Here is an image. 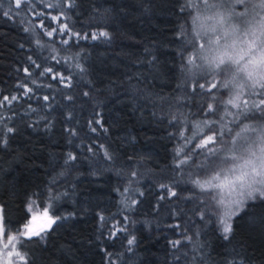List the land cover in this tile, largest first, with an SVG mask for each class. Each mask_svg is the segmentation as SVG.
<instances>
[{"label":"trees","instance_id":"trees-1","mask_svg":"<svg viewBox=\"0 0 264 264\" xmlns=\"http://www.w3.org/2000/svg\"><path fill=\"white\" fill-rule=\"evenodd\" d=\"M49 2L0 0V100L18 97L0 107V204L15 227L28 200L48 203L51 191L60 197L55 214L65 217L30 244L27 264H264V202L247 203L225 239L217 210L191 183L192 161L175 166L198 142L182 138L212 103L211 93L193 90L212 75L187 63L197 9L182 12L185 0H76L65 9L70 18L52 20L60 9ZM61 24L89 38L46 34ZM43 68L52 72L40 76ZM57 73L71 75L72 87L52 79ZM22 84L33 91L23 95ZM181 113L187 123H170ZM96 119L103 127L89 124Z\"/></svg>","mask_w":264,"mask_h":264},{"label":"snow or ice","instance_id":"snow-or-ice-1","mask_svg":"<svg viewBox=\"0 0 264 264\" xmlns=\"http://www.w3.org/2000/svg\"><path fill=\"white\" fill-rule=\"evenodd\" d=\"M14 2L15 7L20 8L22 2L27 4L29 0H14ZM201 4L205 11L213 9L217 11L212 15H203L199 11ZM44 6L51 9L59 8V15L51 16V19L60 20L70 18L65 9L71 11L77 7V4L76 0H56V3L49 2ZM192 7L197 9V15L192 18L193 36L186 41L192 46V54L188 56L187 63L196 68H206L213 76L211 81H207V87L205 83H194L193 88L195 90V87H199L211 93L212 103L201 109L204 119L195 123V132L186 138L188 142L193 139L198 142L184 153L183 159L177 160L175 166L181 169L192 161L189 167H194L196 171L191 177V183L204 193L205 199L217 209L218 221L227 239L232 231L231 220L239 210L249 202L254 203L258 200L264 202V17L257 19L259 12H264V0H199L198 3L196 0H185L181 5V11H187ZM220 9L223 11H219ZM4 15L8 13L5 12ZM37 15L44 16L45 13L39 12ZM232 19L237 22L229 23L226 27V22ZM208 21L212 23L209 24ZM186 31L182 26L181 35H185ZM53 32L68 36L69 39L89 38L88 34L72 32L67 24H61L58 29H52L46 34L51 37ZM98 35L108 37L105 31H100ZM69 39L62 40V43L68 45ZM91 39H97V34L92 33ZM201 40L204 42H200ZM197 60L201 63L197 64ZM32 63L37 68H41V65L36 64L35 61ZM77 67H80L79 64ZM25 72L28 73V69H25ZM51 72V68H43L39 75L46 76ZM217 76L221 79L217 80ZM52 79L58 80L65 88L72 87L71 75L64 76L57 73L52 75ZM19 87L26 89L23 95L33 91L24 84ZM212 89H217V92L212 93ZM221 89H227L230 98L225 100ZM84 95L87 96L88 93L85 92ZM66 99L72 101L74 97L67 94ZM16 100H18L17 96H12L11 99L4 96L3 100H0V107L4 102L11 104ZM43 100L48 101L49 96H44ZM231 109L236 111L233 112ZM228 117L231 119H227ZM181 118L187 123V116L183 113L179 117L174 115L170 123L178 125L181 123ZM248 120L256 122L249 124L246 123ZM89 124L103 127L99 119L90 120ZM3 127L6 128L7 133L13 132V128L7 125ZM91 131L96 132L97 128L92 127ZM104 131L106 132L107 129ZM73 134H75L74 130ZM3 135L0 131V137ZM180 135L183 137L184 133L180 132ZM2 143L6 144L7 140L3 139ZM100 148L104 149V145L101 144ZM195 149H201L196 155L204 156V160L200 163L193 160ZM89 151L92 149L89 148ZM179 155L180 153L177 152V156ZM104 156L109 160L112 159L106 149ZM68 159L75 160V157L69 154ZM132 174L135 175V172ZM161 187L168 186L161 185ZM169 193L171 196L177 195L171 189ZM35 195L33 194L34 197ZM59 198V195L52 194L51 191L47 197L48 203L41 200L38 204L37 199L30 198L25 207V216L16 222L15 227L6 215V206L0 204V238L4 240L2 247L7 257L0 256V264H13L12 246L17 242L25 254L21 255L17 251L15 256L27 264V249L30 244L43 241L52 225L65 219L55 214V201ZM41 208L42 215L47 218V224L39 230H33L31 222L36 219L33 213L39 212ZM185 239L191 241L192 237L187 236ZM133 243L134 238L128 240L129 245ZM180 243V241L173 242L174 246Z\"/></svg>","mask_w":264,"mask_h":264},{"label":"rangeland","instance_id":"rangeland-1","mask_svg":"<svg viewBox=\"0 0 264 264\" xmlns=\"http://www.w3.org/2000/svg\"><path fill=\"white\" fill-rule=\"evenodd\" d=\"M215 11H217V10L213 9V10L205 11L204 8L202 7L201 14H203V15H212ZM219 11H223V9H220ZM257 11L259 12V9ZM261 17H264V12H259V16L257 17V19L259 20ZM236 22L237 21L235 19L229 20V21L226 22V25L225 26L227 27V25L229 23H236ZM208 23L211 24L212 21H208ZM209 35H211V34H209ZM201 42H204V41L201 40ZM212 79H213V76H211V78H209V81H211ZM216 79L219 80V79H221V77L220 76H217ZM206 87H207V83H206ZM220 91H223L225 93V96L223 97L225 100L228 99V98H230V93L228 92L227 89H223V90H220ZM231 110L233 112L236 111V109H231ZM227 119H231V118L228 117ZM182 141H183L182 142L183 144L184 143L186 145L189 144V142L188 141L185 142L183 138H182ZM199 150L200 149H195L194 152H200L201 150L200 151ZM181 156L183 157V154H181ZM201 197H202L201 200L203 201V197H205V194L202 193V192H201ZM205 201H206V204H209V207L214 206L211 202H209L207 200H205ZM242 209H243V207L239 210V212ZM33 214L36 216V219L31 222V227L32 228L35 227L38 222H42L43 223V227H45L46 224H47V218L42 215V208H41V210L39 212H34ZM233 218H232V220H233ZM232 220H231V224H232ZM22 230H23V228H22ZM3 243H4V240L2 238H0V256H4L5 258H7L6 257V254H5V250L2 247ZM18 245H19V243L17 242V244H15V245L12 246V249H13V252H14V255L12 257L13 264H21V262H23L22 260H20L18 257L15 256V252H17V251L20 252ZM20 254H21V252H20Z\"/></svg>","mask_w":264,"mask_h":264},{"label":"water","instance_id":"water-1","mask_svg":"<svg viewBox=\"0 0 264 264\" xmlns=\"http://www.w3.org/2000/svg\"><path fill=\"white\" fill-rule=\"evenodd\" d=\"M41 227H43V223H42V222H38V223L36 224V226L33 227L32 229H33V230H39Z\"/></svg>","mask_w":264,"mask_h":264}]
</instances>
